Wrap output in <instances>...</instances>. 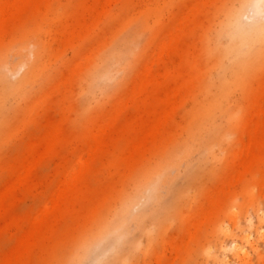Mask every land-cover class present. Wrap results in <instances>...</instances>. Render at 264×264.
Listing matches in <instances>:
<instances>
[{
	"label": "rangeland",
	"instance_id": "1",
	"mask_svg": "<svg viewBox=\"0 0 264 264\" xmlns=\"http://www.w3.org/2000/svg\"><path fill=\"white\" fill-rule=\"evenodd\" d=\"M220 3L0 0V84L38 68L23 91L0 96V264H73L142 170L190 135L215 74L206 35ZM148 4L160 7L155 33L163 25L153 40L139 33ZM138 33L124 65L118 46ZM253 63L210 149L171 171L127 238L108 237L84 264H264V55Z\"/></svg>",
	"mask_w": 264,
	"mask_h": 264
},
{
	"label": "bare ground",
	"instance_id": "2",
	"mask_svg": "<svg viewBox=\"0 0 264 264\" xmlns=\"http://www.w3.org/2000/svg\"><path fill=\"white\" fill-rule=\"evenodd\" d=\"M145 10V16L139 22V33L147 34L151 31L153 40L160 35L163 27L161 25L159 33H155V25L162 23L158 15L160 7L148 4ZM214 15L216 17L215 24L212 25L214 34L206 36L210 43L209 53L214 57V59L212 57L214 60L212 66L215 74L210 76L209 84L203 91L206 97L198 124L189 129L190 135L179 141L175 148L164 152L152 166L142 170L133 181V187L122 208L111 212L107 220H103L84 237L73 264H84L93 258L101 249L102 242L108 237H114V244L123 242L130 234V223L135 221L137 224L146 214L145 206L150 201H159L161 190L174 180L175 177L171 171L178 170L182 163H188L191 155L198 149H204V147L210 149L212 139L209 138L212 134H217L215 128L218 117L228 116L229 112L233 111V95L245 88L247 73L255 69L254 60L264 55V0H222V3L215 7ZM139 33L126 37L125 43L118 46L124 65L131 62V54L139 48L141 42ZM24 39L27 47L30 48L29 56L33 57L36 43L27 34L24 35ZM214 46L219 48L216 54ZM116 49L111 52L113 53ZM145 50L146 47H143L140 55L144 54ZM4 56L2 54L0 59ZM13 61L15 60L11 59L10 63ZM110 61V56H107L92 71L90 77L94 84L102 81V77L109 70ZM2 69L5 75L17 76V70H12L7 65L2 66ZM37 72L36 67L33 72L25 73L15 83L0 84V96L23 91L25 85L36 78ZM150 79L146 75V82ZM0 134H2V127H0ZM164 177H168L167 183H164ZM97 261L98 258H95L93 264H97Z\"/></svg>",
	"mask_w": 264,
	"mask_h": 264
}]
</instances>
